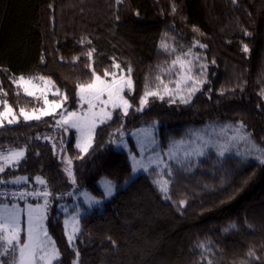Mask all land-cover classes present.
<instances>
[{
  "label": "trees",
  "instance_id": "obj_1",
  "mask_svg": "<svg viewBox=\"0 0 264 264\" xmlns=\"http://www.w3.org/2000/svg\"><path fill=\"white\" fill-rule=\"evenodd\" d=\"M165 33L175 42V53L159 47ZM81 37L91 45L77 43ZM197 41L207 47H193ZM89 47L96 50L93 67L98 74L112 70L113 58L122 68L131 64L135 87L132 93L126 91L133 105L129 114L121 116L116 110L112 120L96 129L86 154L76 147L72 129L65 132L56 125V114L30 121L19 116L18 123L0 127V150L25 149V157L7 166L0 180L26 177L35 185L40 176L47 181L52 196L46 225L62 264H71L75 257L60 205L66 202L74 209L75 195L82 190L104 198L102 178L114 182L116 191L80 219L75 240L80 264H206L200 261V243L211 247L212 253L203 254L216 264H264V164L219 157L210 150L191 170L173 165L171 198L165 199L153 183L158 171L152 168L130 180V156L115 147L121 132L153 121L159 122L163 147L212 121H243L252 139L264 147V0H124L118 8L114 0H0V81L18 115L36 100L22 90L17 95L10 76H50L69 96L65 107L77 109L76 83L90 79L82 55ZM190 47L208 66L207 83L190 103L149 97L144 110L135 111L146 78L149 89L154 88L158 66ZM74 56L81 57L76 64L70 63ZM65 157L72 159L75 184L64 171ZM180 200L187 202L183 208ZM250 249L255 256H247Z\"/></svg>",
  "mask_w": 264,
  "mask_h": 264
},
{
  "label": "snow or ice",
  "instance_id": "obj_2",
  "mask_svg": "<svg viewBox=\"0 0 264 264\" xmlns=\"http://www.w3.org/2000/svg\"><path fill=\"white\" fill-rule=\"evenodd\" d=\"M124 0H114L115 6L118 8L122 5ZM236 3L237 0H232ZM52 5H49L51 8ZM172 11H176L173 5ZM139 15V13H136ZM118 21L119 15L115 16ZM246 35L248 33H245ZM167 36V33L164 34ZM77 43L84 45L87 43L91 45L92 41L87 37H81ZM206 48L207 45L200 44L198 41L194 43L193 47ZM159 47L166 53L172 54L176 52V48L170 45L165 39H162ZM95 48L89 47L82 52L85 57V68L89 70L90 79L86 82H77L75 86L74 98L78 105L76 110H68L64 108V103L68 101L69 96L66 92H61L56 87L55 81L50 76H31L24 75L10 76L11 83L17 88V95L20 90L26 96L33 97L37 100L43 98V107L39 109H32L31 112L24 108L19 109V116H22L24 121L40 120L44 116H50L54 113L60 118L55 121L56 125L63 127L65 132L69 129H75L77 133L76 147L81 154H86L92 147L96 129L113 119V114L116 110H120L121 116H127L129 110L133 107L130 100L126 98V90L128 93L134 92V81L132 79V66L128 64L126 68H122L120 63H117L113 58L112 69H105L102 74H98L93 67V57ZM243 51H249L248 46H243ZM80 56H74L70 63L76 64L80 61ZM63 61L64 58L60 57ZM199 56L192 51L190 47L187 51L182 52L171 60L167 67H161L160 73L155 77L157 81L156 90H149L147 78L145 83V91L140 97L139 106L135 111L142 112L145 105L148 103L149 97H155L163 100L165 96L169 97L170 103H175L179 99L180 103H190L192 96L197 91L201 90L203 84L207 83L206 69L207 64L199 63ZM41 62H44L43 56ZM214 64L215 61H212ZM198 69V71H197ZM163 74L169 76L167 83L164 82ZM175 77L172 79L171 77ZM174 84V87H169ZM54 89L53 94L57 97L54 100H48V92ZM162 89V91H161ZM234 91V89H233ZM39 93V95H37ZM223 95V91L221 92ZM264 96V92L261 93ZM7 92L4 91L2 81H0V106H3V111H0V127L3 126L4 121L8 124L18 123L19 116L16 115L14 109L6 99ZM57 109L62 111L57 112ZM212 128V133L193 132L192 139L179 141H172L167 151L155 153L154 157H150L148 163L137 160L135 156L132 157V170L136 172L139 169L149 171L151 165L154 163L159 169L156 172L155 183L159 191L165 194V199L171 197L169 193V186L172 183L170 179L174 175V169L171 162H175L184 170H191L193 166V158L203 157L207 153L208 148H214L219 157H224L226 153H230L234 148L236 155L241 159H248L255 154V159L260 164H264V147L255 143L252 139V133L247 130V126L243 121L237 122L236 125L224 124L221 126H209ZM218 127V133H217ZM144 142L147 144H155L156 141L151 137L150 129H143ZM214 134L220 138H214ZM47 139V137L45 138ZM245 146L244 151L239 150V145ZM55 148V145L53 146ZM25 157V149H9L7 153L0 152V173L5 171L6 166L18 165ZM164 157H167L165 159ZM78 158H83L81 155ZM66 163L64 171L67 173L69 179L73 184L76 183L74 172L72 171V159L63 158ZM26 177H16L12 183H20L26 180ZM36 182L45 187L38 191H23L13 192V197L25 199L27 196L42 197L43 203H26L23 208L16 203H0V264H62V253L57 247L56 241L49 234L45 221L47 220V211L49 205V197L52 193L47 188V181L40 176L36 177ZM9 183V181L0 180V184ZM105 195H111L114 185L111 181L105 182ZM6 193L0 192V196ZM85 200L91 207L93 204L99 203L95 197L84 193ZM185 200H180L178 206L183 208L186 205ZM67 211V209H65ZM22 216H26L25 221ZM80 210L77 208L76 212L69 218L64 220V234L67 238L68 246L74 253V259L71 264H80V252L75 246V240L81 232L80 227ZM231 227H235L232 225ZM229 229H225L228 231ZM23 234V235H22ZM111 240V237L108 238ZM115 245V241H112ZM198 247L202 250L200 261L206 264H216L211 256H206L203 252L212 253L211 247L204 243H200ZM247 256H255L253 250H249ZM198 264V262H197ZM241 264H245L241 261Z\"/></svg>",
  "mask_w": 264,
  "mask_h": 264
},
{
  "label": "rangeland",
  "instance_id": "obj_3",
  "mask_svg": "<svg viewBox=\"0 0 264 264\" xmlns=\"http://www.w3.org/2000/svg\"><path fill=\"white\" fill-rule=\"evenodd\" d=\"M162 39H165L170 45H173L175 46L176 48V51L178 50L175 42L173 41V39L171 37H168V36H164ZM188 49H186L185 51H187ZM193 53L197 54L200 58L199 60V63H204V64H207L204 57L202 56L201 53H198L196 52L194 49H192ZM178 54H181V53H178ZM171 62V61H170ZM170 62L168 64H165V65H161V67H167ZM113 71H115V69H112ZM198 71V69H197ZM161 74L160 73V68H157V72H156V76ZM207 74H208V66H207V69H206V80H207ZM25 76V75H24ZM25 77H31V76H25ZM172 79H175V77H171ZM163 79H164V82L167 83L168 80H169V76L167 74H163ZM156 86H157V83L155 84L154 88L152 89H149V90H156ZM203 86V85H202ZM169 87H174V84H170ZM202 88V87H201ZM127 91V90H126ZM162 91V89H161ZM54 92V89L52 91H49L48 92V100H54V99H57V97L53 94ZM198 92V91H197ZM196 92V93H197ZM37 95H39V93H37ZM194 96V95H193ZM192 96V98H193ZM168 97V96H167ZM7 99V98H6ZM35 99V98H34ZM36 100V105L34 107H31V108H24L26 111H29L31 112L32 109L36 108V109H39L41 107H43V98H40L39 100L35 99ZM179 100V99H177ZM13 108V107H12ZM64 108L65 105H64ZM14 109V108H13ZM67 109V108H66ZM76 110V109H75ZM0 111H3V106H0ZM59 111H62V109H57V112ZM14 112L16 113L17 116L18 113L14 110ZM55 114V113H54ZM4 124H8L7 123V120L4 121ZM3 124V125H4ZM224 124H232V123H221L219 121H212V122H209L208 124H206L205 126L203 127H199V128H195V129H192L188 136H186L185 140H189V139H192V133L193 132H200V133H205V130H207V133H212V128L209 127V126H221V125H224ZM232 125H236V124H232ZM158 127H159V122L157 121H153V122H149V123H146L138 128H135L133 129L132 131L130 132H121L120 135L116 138V141H115V147L119 150H124L126 152H128L129 156H130V159H131V162H132V157L135 156L137 160H143L144 163H148L149 161V158L150 157H154L155 156V153H158V152H161L162 150L163 151H167V148L169 146V144L172 142V141H179L181 140L182 138L180 139H172L169 144L166 146V147H163L159 140H158V136H157V132H158ZM143 129H150L151 130V137L155 139L156 143L155 144H147L144 142V132L142 131ZM75 134H76V139H77V133H76V130L75 129H72ZM217 133H218V127H217ZM129 138H132L133 141H134V146H131L130 143H129ZM214 138L216 139H219L220 137L218 135H215L214 134ZM256 143V142H255ZM257 144V143H256ZM258 145V144H257ZM9 150V149H8ZM7 149L6 150H0V152H4V153H7L8 151ZM210 150H213L215 151L214 148H208L207 149V153L210 151ZM239 150L240 151H244L245 150V146L243 144L239 145ZM206 153V154H207ZM236 149L234 148L230 153H226L225 156H237L236 154ZM224 156V157H225ZM204 157V156H203ZM238 157V156H237ZM165 159H167V157H164ZM202 157H199V158H193V161H194V164L198 162L199 159H201ZM247 160H252V161H258L255 159V154H253L252 156H250ZM170 163L172 164V167L173 165H176L175 162H171ZM7 167V166H6ZM152 168H155L157 171H159V169H157L156 165L153 163L149 169V171L152 169ZM149 171H144L143 169H139L137 170L136 172H133L132 170V176L130 178L133 179L135 177H137L138 175L140 174H143V173H147ZM106 181H111L110 179L108 178H102L100 181H99V186L101 187V189L104 191V194H105V182ZM112 182V181H111ZM113 185H114V189H113V192L111 195H104V198H99V197H96L94 196L93 194H91L90 192H88L87 190H82L80 191L78 194H76V198H75V208L72 209V206L71 205H67L66 202H62L61 205H60V209L61 211L65 214V219L69 218L72 214H74L77 210V208L80 210V219L81 217L88 211L92 210L93 208L95 207H102L105 203L106 200L110 199L114 194H115V189H116V184L114 182H112ZM128 184V181L125 182L124 186ZM84 193H88L89 195L93 196L96 198V200L99 201V203H96V204H93L91 207L89 206V204L86 202L85 200V196H84ZM0 203H2L0 201ZM5 203V202H3ZM6 203H9V204H12V203H15V202H6ZM28 203H31V204H36V203H43V198H40L38 200H34V201H30ZM16 204H19L21 208H23L25 206V202H17ZM65 209H67V211H65ZM64 219V220H65ZM22 220L25 221V226H26V216H22ZM45 224H46V221H45ZM47 227V225H46ZM23 235V234H22Z\"/></svg>",
  "mask_w": 264,
  "mask_h": 264
},
{
  "label": "built area",
  "instance_id": "obj_4",
  "mask_svg": "<svg viewBox=\"0 0 264 264\" xmlns=\"http://www.w3.org/2000/svg\"><path fill=\"white\" fill-rule=\"evenodd\" d=\"M15 178L12 179H7L4 181H9V183H5V184H0V192L2 193H6V195L0 196V201L3 202H32L34 200H38L42 197H33V196H27L25 197V199H19V197H13L11 194L13 192H23V191H28V192H32V191H38V190H42L44 188V186L40 185V184H30L28 182V179L21 181L20 183H12L11 181H14Z\"/></svg>",
  "mask_w": 264,
  "mask_h": 264
}]
</instances>
